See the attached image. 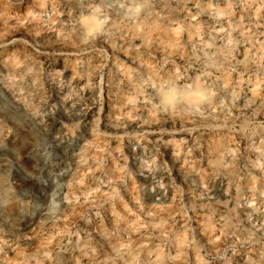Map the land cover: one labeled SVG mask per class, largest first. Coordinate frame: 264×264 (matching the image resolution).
<instances>
[{
  "label": "rangeland",
  "instance_id": "1",
  "mask_svg": "<svg viewBox=\"0 0 264 264\" xmlns=\"http://www.w3.org/2000/svg\"><path fill=\"white\" fill-rule=\"evenodd\" d=\"M0 264H264V0H0Z\"/></svg>",
  "mask_w": 264,
  "mask_h": 264
},
{
  "label": "bare ground",
  "instance_id": "2",
  "mask_svg": "<svg viewBox=\"0 0 264 264\" xmlns=\"http://www.w3.org/2000/svg\"><path fill=\"white\" fill-rule=\"evenodd\" d=\"M89 26L91 27V24H89ZM91 109H92V106L90 103H88L82 107H79V105H77L74 109H72V111L76 112V114L84 120L89 116V112H91ZM75 150L76 148L73 147V148H70L66 153H64V156L68 161H70L71 157L74 155ZM67 175L68 173L65 174V177H67Z\"/></svg>",
  "mask_w": 264,
  "mask_h": 264
}]
</instances>
